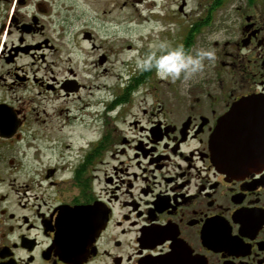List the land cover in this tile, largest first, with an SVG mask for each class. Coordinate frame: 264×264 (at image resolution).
I'll list each match as a JSON object with an SVG mask.
<instances>
[{
  "label": "flooded vegetation",
  "instance_id": "obj_1",
  "mask_svg": "<svg viewBox=\"0 0 264 264\" xmlns=\"http://www.w3.org/2000/svg\"><path fill=\"white\" fill-rule=\"evenodd\" d=\"M74 1L0 0V264H264V165L233 157L245 172L224 173L209 145L232 110L229 152L253 147L258 119L245 124L235 105L264 100V0H180L166 30L170 0H86L120 12L145 4L143 28L155 33L108 103H83L76 68L58 66ZM178 59L182 68L158 74ZM193 61L194 81L164 82ZM145 77L158 81L137 114L124 97Z\"/></svg>",
  "mask_w": 264,
  "mask_h": 264
},
{
  "label": "rangeland",
  "instance_id": "obj_2",
  "mask_svg": "<svg viewBox=\"0 0 264 264\" xmlns=\"http://www.w3.org/2000/svg\"><path fill=\"white\" fill-rule=\"evenodd\" d=\"M180 0H170L169 6L166 8L169 10L162 11L166 16L163 17L161 27L162 30L168 28V21L172 19V13L176 10ZM86 0H75L73 18L77 23L70 25L67 30V35L64 38L58 39L59 47V67L72 66L76 68L78 78L88 87L81 93L82 101L93 103L94 99L98 98V101L105 99L107 103L111 100H115L119 95L123 94L128 80L133 76V72L137 71L144 62L148 60L149 50V37L155 33L148 31L146 26L148 19L147 5L139 7L137 12L132 11L128 8H123L120 11L111 5L107 6H94L91 2L87 3ZM147 3V2H146ZM187 7V13L189 14L194 8L193 2L189 1ZM79 13V14H78ZM79 18V19H78ZM84 20V21H83ZM160 23H157L159 25ZM173 24L170 23L171 36L163 39H167L166 44L177 41L176 37L173 36L175 29ZM226 24L222 23L218 25V41L222 39V33L224 34ZM82 31H87L92 36V42L82 41ZM222 32V33H221ZM176 34V33H175ZM178 39V38H177ZM94 44L95 49H91L90 45ZM161 45V42H159ZM106 56V61L103 65H97L93 68V62L98 59L100 55ZM80 60V61H79ZM185 61V60H184ZM80 62V63H79ZM182 59L175 60L170 63L162 65V69L158 71L160 76H164V73L171 67L182 68L184 65ZM199 63L197 61L185 63V74L184 78H180L181 69L175 75L166 77L164 82H181L186 83L194 81L196 78L187 67H197ZM105 70V72H104ZM59 77L63 74L58 75ZM139 79L138 84L135 86L138 89L135 91H129L127 93L129 103L137 106V114H140V108L144 107V102L150 97L146 95V91L150 84L155 85L158 80L150 78L146 81L145 79ZM142 83V85H140ZM97 87V89H96ZM124 96V95H123ZM124 98H121L122 100ZM118 100V99H117ZM58 109L62 108L63 101L58 98L56 100ZM104 106V104H102ZM126 106H123V110ZM119 109L117 107L114 111L109 112L110 116L107 117V130L113 129L111 127L114 124V115ZM131 112H134L133 109ZM102 113L99 104L98 114L89 118V126L91 131H100L102 125Z\"/></svg>",
  "mask_w": 264,
  "mask_h": 264
},
{
  "label": "water",
  "instance_id": "obj_3",
  "mask_svg": "<svg viewBox=\"0 0 264 264\" xmlns=\"http://www.w3.org/2000/svg\"><path fill=\"white\" fill-rule=\"evenodd\" d=\"M259 97L251 96L242 99L237 103L236 109L241 113V120L245 124L251 123L254 119H258V129L254 134L251 135L253 147L252 149H245L244 153L239 155L232 156L227 148V139H228V129L229 124L233 119L232 110L229 113H226L218 122V125L211 135L209 145L210 148L214 150V164L224 173L234 174L242 173L244 170L237 169L235 163L240 162L234 161L233 157H241L244 160L242 162H257L264 165V100ZM249 138L248 141L251 139ZM254 147H256L254 149Z\"/></svg>",
  "mask_w": 264,
  "mask_h": 264
}]
</instances>
